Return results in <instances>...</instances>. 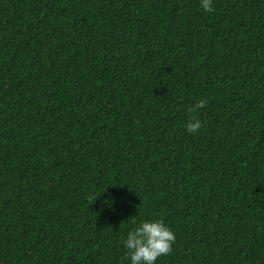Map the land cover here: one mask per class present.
Masks as SVG:
<instances>
[{"label":"trees","instance_id":"1","mask_svg":"<svg viewBox=\"0 0 264 264\" xmlns=\"http://www.w3.org/2000/svg\"><path fill=\"white\" fill-rule=\"evenodd\" d=\"M200 4L0 0V264H264V0Z\"/></svg>","mask_w":264,"mask_h":264},{"label":"clouds","instance_id":"2","mask_svg":"<svg viewBox=\"0 0 264 264\" xmlns=\"http://www.w3.org/2000/svg\"><path fill=\"white\" fill-rule=\"evenodd\" d=\"M200 7L206 12L214 11L212 0H201ZM206 104L207 100L201 99L189 109V112L195 113ZM186 128L190 133L198 132L201 122L192 116L187 121ZM175 239L174 232L163 220H145L127 233L123 244L128 249L131 264H155L160 256L171 253Z\"/></svg>","mask_w":264,"mask_h":264}]
</instances>
